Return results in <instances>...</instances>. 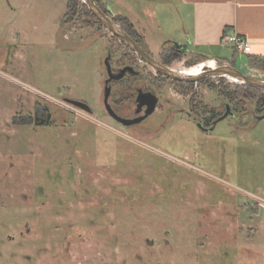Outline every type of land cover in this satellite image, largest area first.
<instances>
[{
	"label": "rangeland",
	"instance_id": "1",
	"mask_svg": "<svg viewBox=\"0 0 264 264\" xmlns=\"http://www.w3.org/2000/svg\"><path fill=\"white\" fill-rule=\"evenodd\" d=\"M106 2L148 23L146 0ZM66 4L0 0V264H264V217L251 206L264 199V119L230 113L205 131L193 109L225 113L219 77L176 83L135 55L136 85L159 104L123 127L104 106L106 60L132 54L83 8L65 21ZM153 29L159 41L166 29ZM194 56L168 66L210 63L188 65ZM237 69L264 80L244 62ZM132 98L123 112L134 111ZM37 104L49 107L50 125L12 124Z\"/></svg>",
	"mask_w": 264,
	"mask_h": 264
},
{
	"label": "crops",
	"instance_id": "2",
	"mask_svg": "<svg viewBox=\"0 0 264 264\" xmlns=\"http://www.w3.org/2000/svg\"><path fill=\"white\" fill-rule=\"evenodd\" d=\"M159 2L164 5L161 9V13L165 11L163 17H159L157 9L161 5L146 0L144 9L149 18L148 23L142 22L139 25L138 22L130 20L137 32L143 35L151 52L160 53L163 48L174 43L180 44L182 46L180 49L187 53L203 55H206L204 54L206 51H223L231 47L233 53L230 59L212 58L219 61L222 59V64L229 65L234 61L236 69L239 63L244 62L254 73L262 72L264 75L263 71L258 72L259 69L253 68L250 64L251 58L264 59V0H160ZM111 14L123 15L112 11ZM159 23L160 29L163 30L165 27L166 32L157 41L152 32L156 31L153 28L158 27ZM235 34L251 42V53H239L233 45H222V38L225 35Z\"/></svg>",
	"mask_w": 264,
	"mask_h": 264
},
{
	"label": "trees",
	"instance_id": "3",
	"mask_svg": "<svg viewBox=\"0 0 264 264\" xmlns=\"http://www.w3.org/2000/svg\"><path fill=\"white\" fill-rule=\"evenodd\" d=\"M66 13H65V21L71 20V18L74 17L75 14H77L78 8H83L86 12V15L90 18L98 19L96 16L89 10L88 6L82 2V0H66ZM94 2L100 7L106 14L112 15V19L118 23L121 28L146 52H149V49L147 47V44L145 42V39L142 34L138 33L133 23L130 21V19L124 15H113L109 12L108 5L105 3L104 0H94ZM101 24V23H100ZM113 38L120 41L122 45L125 46V48L128 50V52L132 55H124L121 60L128 59V61L134 65V62L136 59H133L132 56L135 58V53L123 42L121 41L117 36L113 35ZM186 55V52L184 50H181L177 46L171 45L168 47H165L161 51V57L164 61L163 63L168 65L171 62L175 60H179L184 58ZM128 57V58H127ZM139 58V57H138ZM209 57L207 55L203 54H195L194 58L187 61L188 65H191L194 62H200L202 60H207ZM109 61V60H108ZM220 61H223L220 59ZM122 62L123 61H119ZM124 64V63H123ZM234 68L235 63L234 61L231 63ZM250 64L253 68H257L259 70H264V59H257V58H251ZM122 64H119V66ZM1 67V66H0ZM4 69V68H2ZM134 73L133 75H138L141 73V71H138L135 69V67L132 66L131 68ZM142 75V74H141ZM160 77H164L169 79L168 77L163 76L160 74ZM141 77H136L135 80L139 79ZM205 79H202V82ZM220 85L217 87V91L219 92V95L224 97L228 103L230 104L232 111L231 114H236L238 116H243L244 114L248 112H255L256 115H261L264 113V91L249 84H243V83H236L233 84V88H229V85H223L222 82H225L226 80L223 78H219ZM176 83H180L179 81H174ZM38 105V104H37ZM226 105V106H227ZM251 108V109H250ZM194 112H198L199 109L194 107ZM211 117L206 119V125H210L212 121L218 119L219 117L223 116L224 113L221 112H215L214 110H211ZM202 114H204L202 112ZM52 121V113L49 109V107L45 105H38L35 108V115H28L26 118H22L21 116H13L12 117V124L13 125H31L35 127H46L51 124ZM259 209V208H258ZM257 210V209H256ZM258 211V210H257Z\"/></svg>",
	"mask_w": 264,
	"mask_h": 264
},
{
	"label": "water",
	"instance_id": "4",
	"mask_svg": "<svg viewBox=\"0 0 264 264\" xmlns=\"http://www.w3.org/2000/svg\"><path fill=\"white\" fill-rule=\"evenodd\" d=\"M83 2L88 6L89 10L96 16V18L101 22V24L113 35L117 36L121 41H123L141 60H143L146 64L150 65L153 70L157 73L162 74L165 77H168L171 80L184 82V83H192L197 82L202 78L205 77H219V78H235L243 84L253 85L261 90L264 91V80L257 79L246 75L239 71L238 69L234 68L232 65L229 64H220L217 66L216 69H209L206 68L203 70L202 73L197 75H188L182 73V71H177L170 68L168 65L161 63L160 61L154 59V57L144 51L122 28L119 24H117L113 19L112 15L106 14L98 5L94 2V0H83ZM109 12L111 13L110 8ZM174 46L181 48L182 46L178 43H174ZM216 62H220L219 60H215ZM111 87H105V101L107 102L108 98L110 97ZM145 94H151L150 92ZM152 95V94H151ZM144 96V93H142ZM68 103L75 105L88 113L92 112V109L84 102L77 101V100H67ZM156 104V103H155ZM154 104V105H155ZM230 106L227 105V110L223 114L222 117L218 119H223L228 114L231 113L229 108ZM155 109V108H154ZM153 109V110H154ZM109 110V108H108ZM257 120L264 119V113L261 115L256 116Z\"/></svg>",
	"mask_w": 264,
	"mask_h": 264
},
{
	"label": "flooded vegetation",
	"instance_id": "5",
	"mask_svg": "<svg viewBox=\"0 0 264 264\" xmlns=\"http://www.w3.org/2000/svg\"><path fill=\"white\" fill-rule=\"evenodd\" d=\"M186 54H188V53L186 52ZM108 60H109V58L106 60V66H107L106 72L108 74V77H106L104 79H105L106 84H108L111 81L110 82L111 92H110V97L108 98L109 101L107 100V102H106L105 97H104V106H105L107 113L110 115L109 117H111L115 122L122 125L123 127L130 128V124L127 121H130V120L134 121L135 119H138L141 117L146 118L147 111L149 109V105H151L152 103H154V104L156 103L155 107H154L156 109V107L159 104V98L151 90H144L142 88H139L136 85L135 78L141 77L142 73H140L138 75H133L132 73H134V72L131 69L132 66L135 67L133 64H131L130 62H128L126 64H123L122 62H120V64H122V65L112 66L111 60L110 61H108ZM161 61H163V60L161 59ZM216 63H217V65L222 64L221 61L216 62ZM140 79L141 78H139V80ZM114 86H116V87H114ZM119 89H125L126 95L122 94V93H118ZM148 92H152L151 93L152 95L151 94H145ZM142 93H144V96H142ZM132 96L135 99L134 107H133L134 111L131 113L123 112L124 111L123 108L125 107L124 104L126 103L127 100L133 99ZM77 101H81V102L86 103L85 101H82V100H77ZM86 104L88 105V103H86ZM108 108H109V110H107ZM79 109H81V108H79ZM155 109H154V111H155ZM81 110H83V109H81ZM83 111H85V110H83ZM202 112H203V110L199 109L197 113L202 115ZM204 112L206 113L207 111H204ZM91 113H88V114H91ZM211 113H210V116H207L204 114L202 117L199 116L198 122L203 127V129L205 131L209 130L212 127L213 123L215 122V120H214L211 122L210 125H206V119L211 117V115H212ZM251 206H253V208L257 209V207H256L257 205L255 204V202H254V205H251Z\"/></svg>",
	"mask_w": 264,
	"mask_h": 264
},
{
	"label": "built area",
	"instance_id": "6",
	"mask_svg": "<svg viewBox=\"0 0 264 264\" xmlns=\"http://www.w3.org/2000/svg\"><path fill=\"white\" fill-rule=\"evenodd\" d=\"M222 44L224 45H233L237 52L239 53H251L252 51V45L251 42L248 41L246 38H244L241 35L235 34V35H225L222 38ZM216 62V61H215ZM217 65V63H216ZM218 66V65H217ZM255 199V204L257 205V208L262 212V215L264 217V199H258L257 197L253 196ZM251 199H253L251 197Z\"/></svg>",
	"mask_w": 264,
	"mask_h": 264
},
{
	"label": "bare ground",
	"instance_id": "7",
	"mask_svg": "<svg viewBox=\"0 0 264 264\" xmlns=\"http://www.w3.org/2000/svg\"><path fill=\"white\" fill-rule=\"evenodd\" d=\"M210 63L206 64V63H200L194 67H191L190 69H185L184 71H182V73L184 74H188V75H197L203 72L204 67L209 66L211 68L214 67V63L212 62V60H209ZM229 80H231L232 82L235 83H241V81L235 79V78H228Z\"/></svg>",
	"mask_w": 264,
	"mask_h": 264
}]
</instances>
